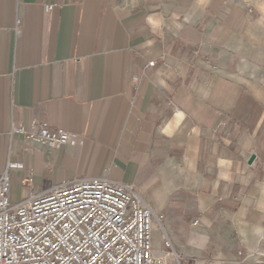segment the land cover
Segmentation results:
<instances>
[{
	"label": "crops",
	"instance_id": "0c3cea01",
	"mask_svg": "<svg viewBox=\"0 0 264 264\" xmlns=\"http://www.w3.org/2000/svg\"><path fill=\"white\" fill-rule=\"evenodd\" d=\"M43 124L79 139L14 131ZM6 173L14 205L91 179L131 189L158 262L264 264V2L0 0Z\"/></svg>",
	"mask_w": 264,
	"mask_h": 264
},
{
	"label": "built area",
	"instance_id": "2783aa9c",
	"mask_svg": "<svg viewBox=\"0 0 264 264\" xmlns=\"http://www.w3.org/2000/svg\"><path fill=\"white\" fill-rule=\"evenodd\" d=\"M14 131L50 150L79 139L47 124ZM10 194L6 173L0 181V264H165L153 257L151 208L121 184L79 181L20 205L12 204Z\"/></svg>",
	"mask_w": 264,
	"mask_h": 264
},
{
	"label": "rangeland",
	"instance_id": "374dc122",
	"mask_svg": "<svg viewBox=\"0 0 264 264\" xmlns=\"http://www.w3.org/2000/svg\"><path fill=\"white\" fill-rule=\"evenodd\" d=\"M232 1H235L237 3H242L250 9H255V7H258L264 2V0H232Z\"/></svg>",
	"mask_w": 264,
	"mask_h": 264
}]
</instances>
